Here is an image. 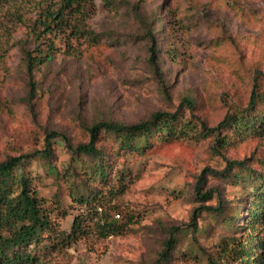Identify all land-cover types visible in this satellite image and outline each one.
Instances as JSON below:
<instances>
[{
  "label": "rangeland",
  "instance_id": "374dc122",
  "mask_svg": "<svg viewBox=\"0 0 264 264\" xmlns=\"http://www.w3.org/2000/svg\"><path fill=\"white\" fill-rule=\"evenodd\" d=\"M93 1L95 14L88 25L101 36L100 44L81 40L74 43L76 55L63 49L38 68L34 98L16 45L27 39V29L6 16L9 8L0 7V38L4 28L12 35L1 41L7 51L0 68V159L43 149L52 138L60 162L67 161L66 145L86 142L92 124H134L158 111L175 112L185 100L196 103L194 110L182 107L186 117L194 114L216 126L232 108L248 104L255 86L264 92V0ZM160 17L174 29L159 34ZM177 22L182 29H176ZM154 32L161 49L156 65L150 63L148 44ZM213 145L212 138L175 142L122 156L119 164L129 169V178L119 206L122 220L133 216L130 229L105 239L91 235L61 254L48 255L43 264H158L172 226L185 230L181 251L160 264H209L207 256L216 255L221 239L233 236L234 230L220 225L218 215L203 212L195 240L206 253L200 249L194 256L190 250L197 251L198 245L186 227L195 208L217 203L215 192L200 202L195 191L204 169L226 166ZM224 154L264 170V137L236 142ZM207 181L204 191L218 188L228 199L226 205L237 208L244 194L239 186L218 176ZM45 182L50 184L43 195L50 200L59 195L69 208L71 215L62 222L69 230L72 216L84 209L70 199L65 185ZM109 208L116 218L114 203Z\"/></svg>",
  "mask_w": 264,
  "mask_h": 264
},
{
  "label": "trees",
  "instance_id": "16d2710c",
  "mask_svg": "<svg viewBox=\"0 0 264 264\" xmlns=\"http://www.w3.org/2000/svg\"><path fill=\"white\" fill-rule=\"evenodd\" d=\"M0 7L9 8L6 16L27 29V39L16 45L30 79V98L36 96L34 73L38 68L51 62L63 49L67 55H76V42L84 40L96 46L102 40L88 25L95 14L93 0H0ZM161 20L164 31L159 30V34L174 29L171 21L166 23L163 17ZM177 23L176 29H182V24ZM3 30V38L12 36L8 29ZM2 37L0 68L7 51V47L1 48ZM154 37L156 32L148 39L152 65H156L161 51ZM157 42L165 45L164 40ZM185 105L194 110L196 103L185 100L175 112L158 111L129 125L96 122L89 127L86 142L66 145L67 161L60 162L52 138L43 149L0 159V264H43L48 255L61 254L91 235L105 239L126 233L133 216L127 214L122 220L120 215L123 211L119 199L128 190L129 178V169L119 164L120 158L130 153L143 154L155 145L209 138L214 140L213 149L225 159L226 166L220 171L204 169L195 186L198 201L210 200L215 192L217 203L201 204L193 211L186 228L193 230L198 248L190 251L194 256L200 249L202 255L206 253L195 237L199 236L198 220L202 213L210 212L218 215L216 221L220 225L234 230L235 236L221 239L216 255L207 256L209 264H264V170L255 169L247 160H229L224 154L236 142L252 136L264 137V92L255 86L245 107L232 108L212 127L194 114L186 117L182 110ZM208 176L222 177L231 181L229 185L241 188L244 194L235 203L237 208L226 205L228 199L218 188L203 190ZM45 179L65 185L70 199L84 209L72 216L69 230L62 227V222L71 212L59 195L53 200L43 195L42 190L50 184ZM113 203L119 212L117 219L107 212ZM233 211L237 212L232 214ZM182 229L171 227L158 264L181 251L180 234L185 231Z\"/></svg>",
  "mask_w": 264,
  "mask_h": 264
}]
</instances>
